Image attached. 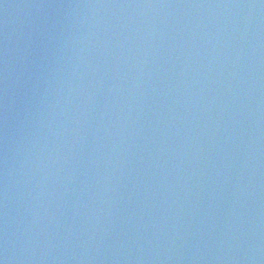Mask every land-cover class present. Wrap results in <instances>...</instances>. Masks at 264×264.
Instances as JSON below:
<instances>
[{"label": "water", "instance_id": "1", "mask_svg": "<svg viewBox=\"0 0 264 264\" xmlns=\"http://www.w3.org/2000/svg\"><path fill=\"white\" fill-rule=\"evenodd\" d=\"M0 264H264V0H0Z\"/></svg>", "mask_w": 264, "mask_h": 264}]
</instances>
